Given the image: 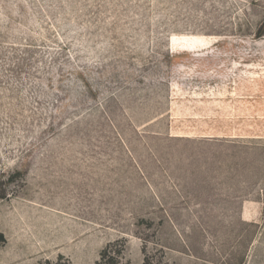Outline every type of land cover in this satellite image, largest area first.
Wrapping results in <instances>:
<instances>
[{
	"label": "rangeland",
	"instance_id": "1",
	"mask_svg": "<svg viewBox=\"0 0 264 264\" xmlns=\"http://www.w3.org/2000/svg\"><path fill=\"white\" fill-rule=\"evenodd\" d=\"M0 235V264H264V0H0Z\"/></svg>",
	"mask_w": 264,
	"mask_h": 264
},
{
	"label": "trees",
	"instance_id": "2",
	"mask_svg": "<svg viewBox=\"0 0 264 264\" xmlns=\"http://www.w3.org/2000/svg\"><path fill=\"white\" fill-rule=\"evenodd\" d=\"M0 239L4 240V236L0 235ZM110 249H112L111 245L108 246L102 253V258L107 260L108 264H116V258H115V254H112V252L110 251ZM115 253V252H113ZM37 264H71L69 261H64V257L60 256L56 261H52V260H44V261H40ZM144 264H157L154 263L150 258L146 257Z\"/></svg>",
	"mask_w": 264,
	"mask_h": 264
},
{
	"label": "bare ground",
	"instance_id": "3",
	"mask_svg": "<svg viewBox=\"0 0 264 264\" xmlns=\"http://www.w3.org/2000/svg\"><path fill=\"white\" fill-rule=\"evenodd\" d=\"M170 45H171V42H170Z\"/></svg>",
	"mask_w": 264,
	"mask_h": 264
}]
</instances>
